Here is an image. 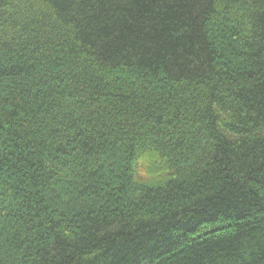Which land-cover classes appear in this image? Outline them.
<instances>
[{
  "label": "trees",
  "instance_id": "16d2710c",
  "mask_svg": "<svg viewBox=\"0 0 264 264\" xmlns=\"http://www.w3.org/2000/svg\"><path fill=\"white\" fill-rule=\"evenodd\" d=\"M0 264H264V0H0Z\"/></svg>",
  "mask_w": 264,
  "mask_h": 264
}]
</instances>
